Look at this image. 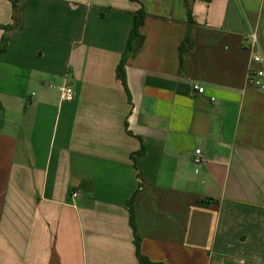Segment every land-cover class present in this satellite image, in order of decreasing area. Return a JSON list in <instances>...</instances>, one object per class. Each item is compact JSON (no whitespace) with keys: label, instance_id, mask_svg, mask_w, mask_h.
<instances>
[{"label":"crops","instance_id":"crops-1","mask_svg":"<svg viewBox=\"0 0 264 264\" xmlns=\"http://www.w3.org/2000/svg\"><path fill=\"white\" fill-rule=\"evenodd\" d=\"M140 9L122 84L116 68ZM190 9L179 73L184 0L20 7L0 54V264H139L128 205L152 264H264V94L246 86L264 68L251 61L264 60V0ZM11 24L0 0V41Z\"/></svg>","mask_w":264,"mask_h":264},{"label":"trees","instance_id":"trees-1","mask_svg":"<svg viewBox=\"0 0 264 264\" xmlns=\"http://www.w3.org/2000/svg\"><path fill=\"white\" fill-rule=\"evenodd\" d=\"M12 5V24L10 26L1 27L5 30L7 35H5L0 41V54H2L6 50L8 37L12 34L15 30L18 29L20 25V7L25 4L28 0H9ZM190 1L191 0H184L185 9H186V26L187 30L185 36L183 38L182 43L178 47V72L181 73L183 71V58L188 53L190 49H192L193 42L189 35V27L193 24L192 16H191V9H190ZM145 13L142 9L135 13L133 19V27L131 32L128 36L126 48L121 56L120 62L116 68V78L124 84V65L128 58L134 57L139 49V39L141 29L144 25L145 20ZM133 200V199H132ZM131 200V201H132ZM130 201V203H131ZM200 206L204 205V202H199ZM128 212H129V225L134 233V246L136 251V258L139 264H152L150 263L144 256L140 253V244L139 239L136 236L134 220H133V211L131 206L128 205Z\"/></svg>","mask_w":264,"mask_h":264},{"label":"built area","instance_id":"built-area-1","mask_svg":"<svg viewBox=\"0 0 264 264\" xmlns=\"http://www.w3.org/2000/svg\"><path fill=\"white\" fill-rule=\"evenodd\" d=\"M249 40H250V51H254L257 48V36L256 34L253 32L249 35ZM251 61L254 64H263L264 60L262 58V56L259 53H252L251 54ZM246 86L249 89L261 92L262 94H264V68H260V69H250L248 72V76L246 79ZM59 92H60V98L63 102H72L74 100V91L72 90V88L67 87V86H61L59 88ZM192 92L201 95L204 93V89L198 87L197 85H192ZM191 162L192 165L197 168L199 167V165L203 162V157H202V153L199 149H196L193 152V155L191 157ZM78 193L74 192L72 193V197H77Z\"/></svg>","mask_w":264,"mask_h":264}]
</instances>
